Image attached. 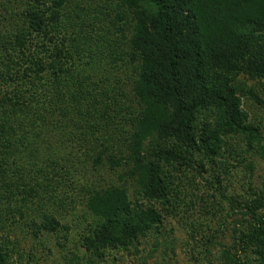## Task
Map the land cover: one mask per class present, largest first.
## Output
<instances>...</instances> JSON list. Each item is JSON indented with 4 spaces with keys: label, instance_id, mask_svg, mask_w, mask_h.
<instances>
[{
    "label": "trees",
    "instance_id": "obj_1",
    "mask_svg": "<svg viewBox=\"0 0 264 264\" xmlns=\"http://www.w3.org/2000/svg\"><path fill=\"white\" fill-rule=\"evenodd\" d=\"M240 78L264 84V0H0V264L32 261L17 233L67 230L54 207L72 154L51 138L122 184L85 192L93 263L158 233L194 167L264 161L240 95L264 102ZM251 194L221 264H264V188Z\"/></svg>",
    "mask_w": 264,
    "mask_h": 264
},
{
    "label": "rangeland",
    "instance_id": "obj_2",
    "mask_svg": "<svg viewBox=\"0 0 264 264\" xmlns=\"http://www.w3.org/2000/svg\"><path fill=\"white\" fill-rule=\"evenodd\" d=\"M239 81L252 88L264 102V84L243 78ZM240 103L248 124L258 126L264 136V106L243 95H240ZM58 139L51 138V142L65 150V154H72L71 164H68L72 166L69 167L74 178L72 186L63 185L62 191L58 192L61 200L54 207L56 217L67 230H60L55 235L43 234L38 238L30 232L24 236L17 233L19 244L16 251L24 255L23 261L28 254L34 255L30 264H221L223 251L230 250L236 243L234 232H245V225H239L238 220L242 218L244 211L241 210L250 196L248 187L252 194L264 188V161L258 156V151H250L242 164H235L223 173L215 170L214 174L208 171L200 175L198 168L194 167L186 177H181L185 190L180 188L182 193L175 209L162 214V227L158 233L140 239L127 250L107 253L103 260L93 263L81 246V236L86 234L88 224L93 223L84 207L85 192L102 184H122L117 181V175L107 169L95 171L83 157L77 159L75 156L84 150L77 139L71 138L70 144ZM246 142L242 140L241 151H246ZM216 176H219V181ZM134 191L128 186L130 199H133ZM252 194L251 199L254 198ZM231 203L239 209L233 210L235 207L230 206ZM157 209L160 210V206ZM16 260L17 255L13 257L12 264H16ZM244 264L256 263L248 259Z\"/></svg>",
    "mask_w": 264,
    "mask_h": 264
}]
</instances>
